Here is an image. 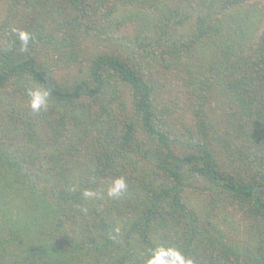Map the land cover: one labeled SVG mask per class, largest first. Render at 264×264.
I'll return each instance as SVG.
<instances>
[{"label":"trees","instance_id":"16d2710c","mask_svg":"<svg viewBox=\"0 0 264 264\" xmlns=\"http://www.w3.org/2000/svg\"><path fill=\"white\" fill-rule=\"evenodd\" d=\"M158 247L264 264V0H0V264Z\"/></svg>","mask_w":264,"mask_h":264},{"label":"clouds","instance_id":"9594fccd","mask_svg":"<svg viewBox=\"0 0 264 264\" xmlns=\"http://www.w3.org/2000/svg\"><path fill=\"white\" fill-rule=\"evenodd\" d=\"M15 31V30H14ZM18 38L21 41L22 48H26L30 39V34L25 31L18 32ZM28 95L29 107L33 111L46 110L49 103L50 93L45 88H34L29 90ZM127 189V184L123 177L114 179L107 189L109 197H116L121 195ZM100 194L91 190H84L83 196L85 198L98 197ZM150 255L144 261V264H193L190 259L185 258L178 250L172 248L158 247L150 250Z\"/></svg>","mask_w":264,"mask_h":264}]
</instances>
